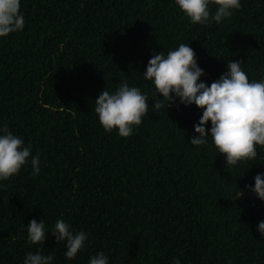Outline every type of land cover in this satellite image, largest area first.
<instances>
[{
  "label": "trees",
  "instance_id": "16d2710c",
  "mask_svg": "<svg viewBox=\"0 0 264 264\" xmlns=\"http://www.w3.org/2000/svg\"><path fill=\"white\" fill-rule=\"evenodd\" d=\"M240 3L200 25L175 0H21L23 30L0 37V129L31 146L40 172L29 157L0 181V264L37 251L51 264H89L99 252L108 264H264V200L249 187L264 174V147L226 166L210 135L190 142L202 109L175 97L156 110L143 75L154 53L183 43L208 85L231 60L250 82L264 80V0ZM124 82L148 97L129 137L106 132L95 113L101 91ZM32 219L44 222V244L27 239ZM58 219L87 236L74 259L51 232Z\"/></svg>",
  "mask_w": 264,
  "mask_h": 264
},
{
  "label": "clouds",
  "instance_id": "9594fccd",
  "mask_svg": "<svg viewBox=\"0 0 264 264\" xmlns=\"http://www.w3.org/2000/svg\"><path fill=\"white\" fill-rule=\"evenodd\" d=\"M20 3L21 0H0V37L23 30L25 18L20 12ZM175 3L191 23L200 25L209 23L210 19L219 24L232 15V10L241 7L240 0H175ZM210 4L217 6L214 15L210 13ZM226 68L210 85L200 81L204 70L197 64L196 53L188 44L181 43L166 56L162 51L154 53L143 75L156 89L153 104L156 110L170 107L175 97L185 106L194 103L202 109L199 123L194 126L198 135L190 139L191 144L205 145L210 135L218 153L225 157L226 166H233L240 161L254 160L257 145L264 147V80L250 82L240 61H228ZM95 113L106 132L117 129L121 137H129L134 126H139L148 114V97L138 87L124 82L114 94L101 91L95 100ZM0 131L4 133L0 135V181L18 174L29 157L32 175H38L39 155L32 156L31 146L23 147L24 141L7 126ZM254 180V187H249L264 200V174L255 175ZM258 231L264 235V221L258 224ZM51 232L58 243L66 241L65 256L69 260L85 246L86 234L83 231L74 234L63 219L56 221ZM27 233L30 244H44L46 232L42 220L32 219ZM52 260L51 254L29 252L24 264H51ZM89 264H108V257L99 252L90 258ZM174 264H180L179 260Z\"/></svg>",
  "mask_w": 264,
  "mask_h": 264
}]
</instances>
